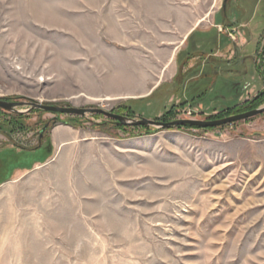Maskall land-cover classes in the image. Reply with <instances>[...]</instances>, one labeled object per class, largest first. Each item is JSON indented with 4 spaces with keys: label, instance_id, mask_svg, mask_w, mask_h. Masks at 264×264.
I'll use <instances>...</instances> for the list:
<instances>
[{
    "label": "rangeland",
    "instance_id": "obj_1",
    "mask_svg": "<svg viewBox=\"0 0 264 264\" xmlns=\"http://www.w3.org/2000/svg\"><path fill=\"white\" fill-rule=\"evenodd\" d=\"M0 264H264V0H0ZM19 173V174H18Z\"/></svg>",
    "mask_w": 264,
    "mask_h": 264
},
{
    "label": "water",
    "instance_id": "obj_2",
    "mask_svg": "<svg viewBox=\"0 0 264 264\" xmlns=\"http://www.w3.org/2000/svg\"><path fill=\"white\" fill-rule=\"evenodd\" d=\"M22 105L23 104L9 103V102L0 100V108L8 112H14L17 107L22 106ZM30 107L32 109H41L47 112L79 115V116H85L87 114H101L125 126H148V127L162 128V129H170V128L184 126V125L191 126V127H197V128H203V129L214 128V127L225 126V125L238 122V121H243V120H246V119H249L259 114L264 113V108H262V109L250 111L242 115L233 116V117H229V118L217 120V121L188 120V121H175V122H170V123H161V122L147 120L144 118H142L141 120L129 119L127 117H121L119 115L107 113L100 109L61 108L58 106H44V105H36V104H31Z\"/></svg>",
    "mask_w": 264,
    "mask_h": 264
},
{
    "label": "crops",
    "instance_id": "obj_3",
    "mask_svg": "<svg viewBox=\"0 0 264 264\" xmlns=\"http://www.w3.org/2000/svg\"><path fill=\"white\" fill-rule=\"evenodd\" d=\"M19 174V173H18Z\"/></svg>",
    "mask_w": 264,
    "mask_h": 264
}]
</instances>
